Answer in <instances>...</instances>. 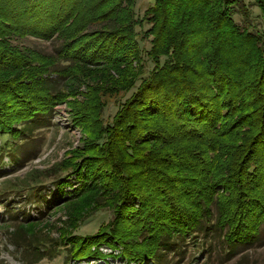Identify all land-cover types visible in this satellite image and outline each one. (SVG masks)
<instances>
[{"label": "trees", "instance_id": "16d2710c", "mask_svg": "<svg viewBox=\"0 0 264 264\" xmlns=\"http://www.w3.org/2000/svg\"><path fill=\"white\" fill-rule=\"evenodd\" d=\"M133 1L0 0V175L4 156L19 165L20 146L51 127L58 106L85 134L57 167L63 244L21 243L20 232L40 230L31 218L11 241L31 259L64 244L71 259L92 258L110 243L129 263L170 264L184 243L219 240L234 253L264 234V27L244 0H156L145 12L153 68L141 76ZM254 1L264 20V0ZM27 38L61 44L54 54L15 44ZM115 87L135 91L105 124ZM103 208L111 224L74 236Z\"/></svg>", "mask_w": 264, "mask_h": 264}, {"label": "rangeland", "instance_id": "374dc122", "mask_svg": "<svg viewBox=\"0 0 264 264\" xmlns=\"http://www.w3.org/2000/svg\"><path fill=\"white\" fill-rule=\"evenodd\" d=\"M134 1L129 12L134 23H137L135 31L138 34V42L143 49L142 55L145 64L140 65L138 61H133L132 68L140 71L142 76V72L147 75L148 71L153 68V64L147 60L146 56L147 50L150 48V41L146 38L147 32L145 31H149L151 27L146 20L145 12L156 4V0ZM244 1L249 4V9H251V22L256 24L257 28H263L264 20L255 1ZM235 19L241 26L245 24L241 16L236 15ZM15 44L32 47L46 54H54L61 41L56 39L47 42L27 38L16 41ZM111 74L114 77L116 75L113 72ZM139 81L141 80H138V85ZM82 90L85 91V88L83 87ZM113 90L112 95H107L104 98L108 104L103 115L105 124L112 121L120 107L125 102H129L135 91L133 89L128 92L118 87ZM80 99L81 101L86 100L84 97H80ZM56 112L51 127L36 132V140L30 141L29 146H20L18 150L19 165L11 167L9 157L4 156L5 165L2 169V175H0V264H140L139 262L129 263L125 260L122 255L123 248L116 244L103 243L99 247V256L82 259H71L65 244L61 249L54 248L56 241L58 246L62 243L59 239V229L62 228L63 222L68 217L63 211L65 208L53 205L54 200L59 199L58 187L55 182L57 179L65 178V176L60 175V172H57V167L65 158L71 157L74 148L82 146L81 138H85V134L81 130L73 127L70 111L66 104L58 106ZM96 128H88L87 135H91ZM5 140L6 137L1 138L2 143H5ZM36 155L39 156L37 159L30 160ZM32 176L41 180V183L33 182ZM70 190V188L66 189L67 192ZM135 206V208L139 207L137 203ZM28 218L36 222L40 230L36 237L30 236V232L22 234L19 231L18 236H22L25 241L20 242L25 245H32L30 241L33 240L36 245L47 249L54 245L49 252L51 255L39 261L30 258L32 255L28 248H20L11 244V241L16 237L15 232L18 231L20 221ZM113 220V211L109 208H103L81 223V226L73 231L74 236H94L99 233L102 226L111 224ZM214 241L207 240L205 244H203L204 240L199 241L203 245L200 247L194 246L193 242L188 243L190 244L188 246L185 245L186 243L182 244L183 252L181 254H175V252L168 254L169 260H171L170 264H264V234L254 245L240 247L234 253L225 250L219 240ZM147 264L154 263L148 262Z\"/></svg>", "mask_w": 264, "mask_h": 264}]
</instances>
